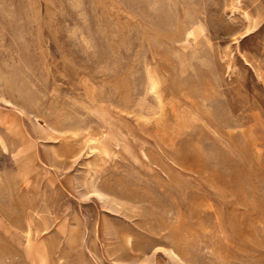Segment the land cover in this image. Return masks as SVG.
<instances>
[{
	"label": "rangeland",
	"instance_id": "obj_1",
	"mask_svg": "<svg viewBox=\"0 0 264 264\" xmlns=\"http://www.w3.org/2000/svg\"><path fill=\"white\" fill-rule=\"evenodd\" d=\"M0 264H264V0H0Z\"/></svg>",
	"mask_w": 264,
	"mask_h": 264
},
{
	"label": "bare ground",
	"instance_id": "obj_2",
	"mask_svg": "<svg viewBox=\"0 0 264 264\" xmlns=\"http://www.w3.org/2000/svg\"><path fill=\"white\" fill-rule=\"evenodd\" d=\"M97 193V192H96ZM98 195H100V194H98ZM129 242V241H128ZM168 254L171 256H173V253L170 251V252H168Z\"/></svg>",
	"mask_w": 264,
	"mask_h": 264
}]
</instances>
